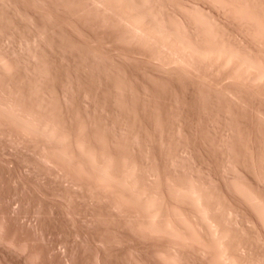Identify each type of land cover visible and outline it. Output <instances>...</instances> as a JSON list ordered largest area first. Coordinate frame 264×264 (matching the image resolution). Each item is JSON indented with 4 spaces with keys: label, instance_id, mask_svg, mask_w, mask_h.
<instances>
[{
    "label": "rangeland",
    "instance_id": "1",
    "mask_svg": "<svg viewBox=\"0 0 264 264\" xmlns=\"http://www.w3.org/2000/svg\"><path fill=\"white\" fill-rule=\"evenodd\" d=\"M0 264H264V0H0Z\"/></svg>",
    "mask_w": 264,
    "mask_h": 264
}]
</instances>
